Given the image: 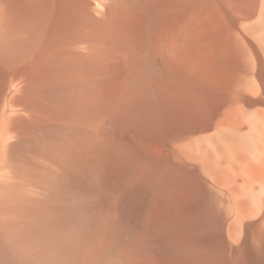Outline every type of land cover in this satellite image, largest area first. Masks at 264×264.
Listing matches in <instances>:
<instances>
[{"label": "bare ground", "instance_id": "6f19581e", "mask_svg": "<svg viewBox=\"0 0 264 264\" xmlns=\"http://www.w3.org/2000/svg\"><path fill=\"white\" fill-rule=\"evenodd\" d=\"M62 2L76 5L69 16L79 32L122 30L135 16L141 39L127 62L130 72L109 82L110 91H119L111 109L103 104L99 83L100 118L89 135L40 115L30 126L42 138L29 139L14 123L24 114L10 97L0 103V236L9 254L40 264L57 246L51 236L38 245L20 234L33 226L40 192L50 184L76 191L83 186L81 152L89 136L87 144L107 169L94 192L126 223L130 258L146 264L163 258L173 264H237L246 248L263 257L264 0ZM53 5L54 0H0V60L15 65L43 44ZM90 42L76 37L70 45L79 49ZM21 46L29 51L20 52ZM73 103L77 109L78 100Z\"/></svg>", "mask_w": 264, "mask_h": 264}, {"label": "rangeland", "instance_id": "374dc122", "mask_svg": "<svg viewBox=\"0 0 264 264\" xmlns=\"http://www.w3.org/2000/svg\"><path fill=\"white\" fill-rule=\"evenodd\" d=\"M75 7L76 5H69L66 8L62 0H54L53 13L48 21L47 32L43 35V44L33 48L34 50L30 49V51L29 49H25L26 47H19L20 52L29 51V54H31L26 57L27 59L23 58L15 65L9 64L8 62L6 63L5 61L3 62L2 59L0 60V103H3L4 100L10 97L17 112H22L24 116H26L24 120V116H20V119L16 118L18 121L21 120V122L19 121L16 123L17 121L15 119L14 123L17 125V132L21 130L20 132H23L24 135L27 133L26 135L29 139L33 136L35 139L42 138H40V134L33 128L35 120H38L35 118H38L40 115L49 116L51 118V124L52 122H56V124L61 122V124H63L67 121L68 126L72 124L74 127H82L81 130L84 135L93 133V128L100 118V101H98V97L96 96V94L98 95V88H100V86H98L99 83L101 82L104 86L103 90L105 96L103 104L106 108L109 107L111 109L114 98L119 95V91L116 95L113 87L110 88L111 81L115 78H124L130 72L128 63L132 61L135 56L134 43L141 39V31L139 27H137L136 17L129 16L126 20L128 23L127 28L111 31L112 33H106V31L103 32L101 30L79 32L76 26L77 24H75L76 20L69 16V13L74 11ZM76 37H88L91 39V42L89 46L78 49V47L70 45ZM61 45L64 46L60 47ZM56 47L57 49H55ZM125 63H127V66L124 65ZM130 64L131 63H129V65ZM12 66L13 68H11ZM11 84H15L16 88L10 89ZM75 85L78 86L77 92L74 89ZM22 86L23 88H21ZM110 89L114 91L112 92ZM8 90L12 91L9 93ZM19 95H21V97ZM4 96L7 97L3 98ZM12 98H14V100ZM77 100L79 105L76 109L73 102ZM30 101L32 103H30ZM24 108L25 111H23ZM46 109L51 110L48 112ZM49 113L50 115H48ZM57 114L58 117H55L54 120L52 117L57 116ZM74 119L77 120L73 121ZM79 120L83 123L81 124ZM23 121H25V123ZM32 123L33 129L30 126ZM34 132H36V134H34ZM35 136L38 137L36 138ZM86 137L88 138L89 136H85L84 138V150L81 152L80 161L82 170L80 176L82 178H80V180H82L81 183L83 186L79 183V188H77L76 191L75 187L69 185L50 184V187H48V189H50L49 191L47 188V190L45 189L46 191H41L39 195L41 198H38V202L41 199H43L41 200L43 202L38 203L39 208L35 210V222L32 227L23 229L20 237L25 242L30 241L38 245L43 244L42 239L49 238L50 236V238H54L57 246L51 252L44 254L43 260L39 261L40 264H97V261L100 259H108L109 262L111 261V263L113 262L116 264H146L147 262L145 259L141 257L137 256L134 259L129 257L127 253L129 239L125 235L126 223L121 221L123 219L120 220L121 217H118L110 201L102 205L98 193L94 192V189L99 186L100 182L103 181L100 184H104L107 169L99 157L100 154H97V149L95 150L90 146L91 144H87ZM18 154L19 153H17V157L22 153ZM100 166L102 168H100ZM104 168L106 169L105 171H103ZM99 177L104 179L102 180ZM40 184L38 183V185ZM45 185L47 184L44 183L42 186ZM62 186L65 187L62 188ZM52 190L54 191L52 192ZM119 221H121L123 225L119 223ZM120 230L123 231L120 232ZM49 233L52 234L50 235ZM262 250V252H264V248ZM231 263L232 262L229 260H226L218 264ZM0 264L36 263H31L29 261L20 262L14 259L5 248L4 242L0 236ZM155 264L173 263L163 258ZM237 264H264V256H253L250 249L246 248L244 256Z\"/></svg>", "mask_w": 264, "mask_h": 264}]
</instances>
